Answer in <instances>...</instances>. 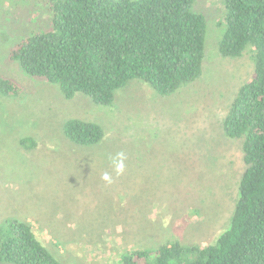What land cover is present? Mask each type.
I'll use <instances>...</instances> for the list:
<instances>
[{
	"label": "rangeland",
	"instance_id": "rangeland-1",
	"mask_svg": "<svg viewBox=\"0 0 264 264\" xmlns=\"http://www.w3.org/2000/svg\"><path fill=\"white\" fill-rule=\"evenodd\" d=\"M195 8L207 17L202 74L169 95L134 79L105 106L81 92L65 98L10 58L50 15L43 0H0V75L21 87L0 93V225L29 222L63 264H121L125 251L169 240L206 246L229 226L245 162L242 139L227 137L222 122L254 62L248 50L219 52L222 0ZM70 118L97 122L103 138L74 143L63 129Z\"/></svg>",
	"mask_w": 264,
	"mask_h": 264
},
{
	"label": "trees",
	"instance_id": "trees-1",
	"mask_svg": "<svg viewBox=\"0 0 264 264\" xmlns=\"http://www.w3.org/2000/svg\"><path fill=\"white\" fill-rule=\"evenodd\" d=\"M196 1L43 0L50 26L23 37L9 56L30 76L58 85L67 99L81 92L109 106L134 79L169 95L203 71L207 17ZM222 1L219 52L236 58L248 50L254 62L222 122L227 137L242 139L245 162L230 224L206 246L169 240L157 249L127 250L121 264H264V0ZM20 91L0 75L1 94ZM63 129L82 145L104 136L100 124L80 118L66 120ZM0 264L63 262L29 222L7 218L0 225Z\"/></svg>",
	"mask_w": 264,
	"mask_h": 264
},
{
	"label": "clouds",
	"instance_id": "clouds-1",
	"mask_svg": "<svg viewBox=\"0 0 264 264\" xmlns=\"http://www.w3.org/2000/svg\"><path fill=\"white\" fill-rule=\"evenodd\" d=\"M117 157L118 159L114 160L113 163L115 164V169H116L117 174H122L125 168V165H124L125 156L123 153H118ZM102 179H104L105 181L111 182V178L108 173H105Z\"/></svg>",
	"mask_w": 264,
	"mask_h": 264
}]
</instances>
